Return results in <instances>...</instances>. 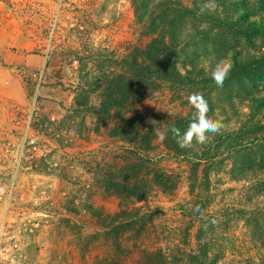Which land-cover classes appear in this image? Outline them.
<instances>
[{
	"label": "rangeland",
	"instance_id": "obj_1",
	"mask_svg": "<svg viewBox=\"0 0 264 264\" xmlns=\"http://www.w3.org/2000/svg\"><path fill=\"white\" fill-rule=\"evenodd\" d=\"M12 1L11 16L32 39L40 59L24 71L28 104L16 123L18 134L1 141L0 264H143L157 261L152 255L158 251L169 264H188L190 255L197 254L199 231V245L217 264L261 263L264 247L254 233L262 232L264 239V162L255 147H246L247 159L235 160L230 149L221 148L212 160H191L176 157L155 137L150 151H138L147 165L141 176L149 181L152 171L170 174L174 190L164 194L151 186L136 204L148 214L145 230L126 232L122 252L112 247L86 209L92 206L105 215L119 210V198L104 189V179L135 158L129 153L133 145L108 136L115 108L105 120L95 79L103 71L115 75V58L143 47L149 37L136 22L132 0ZM179 1L191 6L195 0ZM229 35L231 45L253 50ZM255 45L264 47V40ZM32 74H41L39 83ZM258 94L264 96V84ZM234 104L240 116L227 122L230 111L223 115L216 108L214 115L223 125L219 133L235 131L248 113L245 102L236 99ZM32 109L28 136L35 149L22 148ZM134 112L145 116L146 127L153 129L148 121L155 120L163 130L188 114V96L164 86L146 93ZM207 135L206 146H213L215 135ZM195 149L200 155L202 150ZM192 161L199 163L196 171ZM242 164L261 172L234 179L231 170ZM205 166L208 185L200 188ZM191 185H196L194 192ZM197 193L205 204L201 213L193 210Z\"/></svg>",
	"mask_w": 264,
	"mask_h": 264
},
{
	"label": "trees",
	"instance_id": "obj_2",
	"mask_svg": "<svg viewBox=\"0 0 264 264\" xmlns=\"http://www.w3.org/2000/svg\"><path fill=\"white\" fill-rule=\"evenodd\" d=\"M215 2L220 4L219 9L200 14V5L203 3L196 0L191 6L179 0H132L136 22L149 40L143 47H133L125 56L115 58V75L103 71L95 79L99 85L97 90H100L103 98L101 114L105 120L110 117V110L115 108V124L110 129L105 127L108 136L133 145L129 153L135 158L104 179V189L119 198V210L114 215H105L92 206L86 209L98 221L105 239L116 251L122 252L121 238L126 232L139 233L145 230L148 214L136 204L146 199L150 187L164 194L174 190L170 174L152 171L149 181L141 176L147 165L138 151H150L156 137L151 126L146 127L145 116L134 112L135 106L146 93L164 86L176 95L185 93L189 96L193 91H200L208 103L207 115L210 118L218 121L214 115L216 108H220L223 115L227 114V110L230 111L226 122L230 117L240 116L234 101L245 102L248 113L239 119V127L235 131L215 135L213 146L197 145L194 141L193 148L182 149L170 132L166 133V139L162 142L176 157L191 160H198V156L212 160L221 148L230 149L235 160L247 159L249 153L246 147H255L257 150L254 152L259 155L261 164L264 162V122L260 120L264 116V96L258 94V86L264 84V47L254 49L256 40H264V0ZM228 34L231 38H241L243 45L253 50L231 45ZM221 58L229 59L232 68L223 86L218 87L211 79V70ZM188 106V114L169 123L167 127L175 124L183 131L194 111L189 101ZM196 146L202 150L200 155ZM192 162L196 171L199 163ZM206 167L203 169V181L198 184L200 188L208 185ZM231 171L234 179L247 171L253 174L261 172L247 164L238 165ZM195 187L191 185V192H194ZM193 205L194 211L199 209L198 213L205 208L200 194L194 195ZM198 233L197 254L190 255L188 264H217L216 260L208 256L206 246L199 245L200 231ZM254 234L259 235L258 239L264 247L263 233L255 231ZM152 256L157 261L143 264H169L161 251ZM262 262L264 259L259 264Z\"/></svg>",
	"mask_w": 264,
	"mask_h": 264
},
{
	"label": "crops",
	"instance_id": "obj_3",
	"mask_svg": "<svg viewBox=\"0 0 264 264\" xmlns=\"http://www.w3.org/2000/svg\"><path fill=\"white\" fill-rule=\"evenodd\" d=\"M12 0H0V150L1 141L18 134L16 123L28 104L24 71L39 62L34 43L11 16ZM2 167V166H0Z\"/></svg>",
	"mask_w": 264,
	"mask_h": 264
},
{
	"label": "clouds",
	"instance_id": "obj_4",
	"mask_svg": "<svg viewBox=\"0 0 264 264\" xmlns=\"http://www.w3.org/2000/svg\"><path fill=\"white\" fill-rule=\"evenodd\" d=\"M216 8L217 4L215 0H206V2L200 5L199 12L200 14H204L205 12L215 11ZM231 68V62L227 58H221L215 63V66L211 70V79L218 87L223 86L231 72ZM188 101L194 108V111L192 112L187 127L183 131L175 124L162 130L155 127L159 124L157 121H148V123L153 125V132L159 141H164L166 139V133L170 132L180 148L191 149L195 146L193 143L194 141L197 145L206 144L210 138L209 135H207L208 133L213 135L219 134L223 125L207 115L209 106L203 93L200 91H193L188 96ZM197 210L199 211V209Z\"/></svg>",
	"mask_w": 264,
	"mask_h": 264
},
{
	"label": "built area",
	"instance_id": "obj_5",
	"mask_svg": "<svg viewBox=\"0 0 264 264\" xmlns=\"http://www.w3.org/2000/svg\"><path fill=\"white\" fill-rule=\"evenodd\" d=\"M32 77L34 78V80H36L37 83H39L41 79V74H32ZM34 105H35V100L33 101L31 107H34ZM32 114H33V109L29 111L28 121L24 125L22 148L24 147V145H28V146H32V148L35 149L34 147L35 140L28 136V130L30 127V120H31Z\"/></svg>",
	"mask_w": 264,
	"mask_h": 264
}]
</instances>
